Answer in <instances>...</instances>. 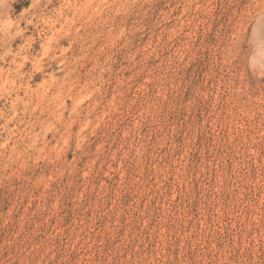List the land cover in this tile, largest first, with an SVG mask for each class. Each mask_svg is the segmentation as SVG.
Listing matches in <instances>:
<instances>
[{
	"label": "rangeland",
	"instance_id": "obj_1",
	"mask_svg": "<svg viewBox=\"0 0 264 264\" xmlns=\"http://www.w3.org/2000/svg\"><path fill=\"white\" fill-rule=\"evenodd\" d=\"M0 264H264V0H0Z\"/></svg>",
	"mask_w": 264,
	"mask_h": 264
}]
</instances>
